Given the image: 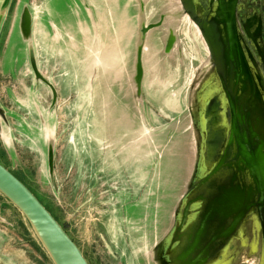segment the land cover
I'll return each instance as SVG.
<instances>
[{
    "label": "rangeland",
    "instance_id": "rangeland-1",
    "mask_svg": "<svg viewBox=\"0 0 264 264\" xmlns=\"http://www.w3.org/2000/svg\"><path fill=\"white\" fill-rule=\"evenodd\" d=\"M212 74L179 0H0V162L89 264H161ZM0 264H55L1 192Z\"/></svg>",
    "mask_w": 264,
    "mask_h": 264
},
{
    "label": "water",
    "instance_id": "water-1",
    "mask_svg": "<svg viewBox=\"0 0 264 264\" xmlns=\"http://www.w3.org/2000/svg\"><path fill=\"white\" fill-rule=\"evenodd\" d=\"M179 2L203 37L218 85L203 96L198 112L200 143L192 184L183 194L182 208L164 238L160 255L165 264H227L229 260L222 261L221 257L234 238L242 237L241 229L253 212L261 229L260 264H264V78L257 85L252 73L249 74L241 93L236 94L238 81L234 82V78L240 72L234 53L237 51L240 57L241 45L238 46L237 40L238 37L243 40L235 17L239 0ZM239 25L256 46L264 68V50L257 45L264 13L255 21L240 20ZM244 47L259 71L260 66L246 43ZM0 192L22 213L55 264H67L63 255L69 264H89L49 209L1 162ZM37 227L61 254L53 251ZM253 232L256 242V225Z\"/></svg>",
    "mask_w": 264,
    "mask_h": 264
},
{
    "label": "flooded vegetation",
    "instance_id": "flooded-vegetation-1",
    "mask_svg": "<svg viewBox=\"0 0 264 264\" xmlns=\"http://www.w3.org/2000/svg\"><path fill=\"white\" fill-rule=\"evenodd\" d=\"M203 1L205 3L208 2V0H203ZM198 12L200 14V11ZM263 13H264V0H239V6L235 9L237 30L239 34L241 35V37L243 38L242 40L238 37V40H237L238 46L241 45L240 46L241 48H239L240 57L237 51H235L234 53L237 63H238L237 69H238V72H240L238 75H236L238 79H236V77L234 78V82L238 81L237 86H236L237 95L241 93L243 89V84L246 83L247 79H249L248 78L249 74L251 75L252 73L251 77L254 79V82L257 85H259V80L261 78H264V68L259 58L257 48L253 44V42H250V39L248 35L246 34L245 30L239 25L240 20L245 21L246 19H248L249 21V19L250 20L253 19L255 21L256 17L262 15ZM244 43H246V45L249 47L251 53L255 57V60L257 61L258 66H260L259 71L255 69L253 63L249 59L247 52L245 50V47H244ZM257 43H258L257 45L262 50H264V26L261 27V32L257 39ZM227 65L229 67L228 63ZM228 71L229 69L227 70L226 78L228 77ZM213 74H214V71H213ZM262 98L264 99V94H262ZM253 216H254L253 212H251L247 216L245 223L241 229L242 237L234 238V242H231V244L229 245V247L231 248V255L229 257L230 259L227 264H260V262L263 260V244H262L261 229H260L259 224L255 222ZM254 225H256L258 229V238L256 242H254V234H253ZM245 246H248L249 252L247 250H243L242 247H245ZM159 256H161L160 253H159Z\"/></svg>",
    "mask_w": 264,
    "mask_h": 264
},
{
    "label": "bare ground",
    "instance_id": "bare-ground-1",
    "mask_svg": "<svg viewBox=\"0 0 264 264\" xmlns=\"http://www.w3.org/2000/svg\"><path fill=\"white\" fill-rule=\"evenodd\" d=\"M218 84V81H217V78H216V76L214 75V74H212V76H211V79H210V83H209V86L210 87H208V88H206V89H202L203 90V92L202 93H207V91L210 89V88H213V87H215L216 85ZM204 96V95H203ZM178 212H180V211H178ZM177 212V213H178ZM37 229H38V231H39V233H41L47 240H48V242H49V244L51 245V247H52V249H53V251L55 252H59V250H58V248H57V246L54 244V242L47 236V234L40 228V227H37ZM164 241V240H163ZM232 242H234V239L232 240ZM162 243H164V242H162ZM162 243H161V246H162ZM161 246H160V249H161ZM160 249H159V253H160ZM230 249H229V247L225 250V253L223 254V256L221 257L222 259V261H225V260H229L230 258H228V257H230V255H231V253H230V251H229ZM55 252V253H56ZM60 253V252H59ZM61 254V253H60ZM63 255V254H62ZM63 258L65 259V261L67 262V264H69V262H68V260L65 258V256L63 255ZM160 260H161V262H162V264H165L164 263V260H163V258H161V256H160Z\"/></svg>",
    "mask_w": 264,
    "mask_h": 264
},
{
    "label": "trees",
    "instance_id": "trees-1",
    "mask_svg": "<svg viewBox=\"0 0 264 264\" xmlns=\"http://www.w3.org/2000/svg\"><path fill=\"white\" fill-rule=\"evenodd\" d=\"M17 176V175H16ZM20 180H22L19 176H17Z\"/></svg>",
    "mask_w": 264,
    "mask_h": 264
}]
</instances>
